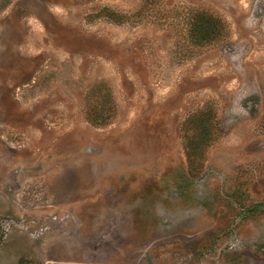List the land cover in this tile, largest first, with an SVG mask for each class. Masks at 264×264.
<instances>
[{"label":"rangeland","instance_id":"1","mask_svg":"<svg viewBox=\"0 0 264 264\" xmlns=\"http://www.w3.org/2000/svg\"><path fill=\"white\" fill-rule=\"evenodd\" d=\"M262 205L264 0H0V264H264Z\"/></svg>","mask_w":264,"mask_h":264},{"label":"trees","instance_id":"2","mask_svg":"<svg viewBox=\"0 0 264 264\" xmlns=\"http://www.w3.org/2000/svg\"><path fill=\"white\" fill-rule=\"evenodd\" d=\"M212 20H213L212 16L202 15V17H199L198 19H195V21L193 23V30L195 32L199 31L200 33L205 34V35H203V40L204 41H208V40H211L213 38L212 34H214V33H208L206 35V32H205L206 31V27L211 25V21Z\"/></svg>","mask_w":264,"mask_h":264},{"label":"water","instance_id":"3","mask_svg":"<svg viewBox=\"0 0 264 264\" xmlns=\"http://www.w3.org/2000/svg\"><path fill=\"white\" fill-rule=\"evenodd\" d=\"M262 207L264 208V205H262Z\"/></svg>","mask_w":264,"mask_h":264}]
</instances>
